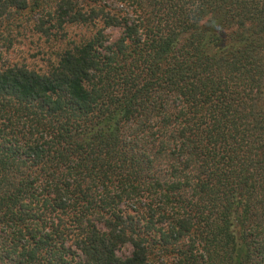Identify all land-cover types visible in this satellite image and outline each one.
I'll use <instances>...</instances> for the list:
<instances>
[{
    "label": "trees",
    "instance_id": "obj_1",
    "mask_svg": "<svg viewBox=\"0 0 264 264\" xmlns=\"http://www.w3.org/2000/svg\"><path fill=\"white\" fill-rule=\"evenodd\" d=\"M0 264H264V0H0Z\"/></svg>",
    "mask_w": 264,
    "mask_h": 264
},
{
    "label": "rangeland",
    "instance_id": "obj_2",
    "mask_svg": "<svg viewBox=\"0 0 264 264\" xmlns=\"http://www.w3.org/2000/svg\"><path fill=\"white\" fill-rule=\"evenodd\" d=\"M46 26L51 29L55 22L49 17L44 18ZM41 19L36 12L28 11L21 15L13 24L12 29L6 31L12 44L10 48H4V57L12 64L25 65L40 73L48 72L57 64L60 55L68 48L73 47L87 39L94 33L96 28L91 25H67L64 30L51 29V35L38 32ZM120 29L108 28L106 35L111 41L120 35ZM10 43H7L9 47ZM129 249H123L121 256L129 255Z\"/></svg>",
    "mask_w": 264,
    "mask_h": 264
}]
</instances>
